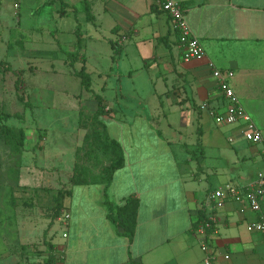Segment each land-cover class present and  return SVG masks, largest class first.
<instances>
[{"label":"crops","instance_id":"obj_1","mask_svg":"<svg viewBox=\"0 0 264 264\" xmlns=\"http://www.w3.org/2000/svg\"><path fill=\"white\" fill-rule=\"evenodd\" d=\"M48 1L32 17L38 18ZM176 1L186 9L191 30L206 49L202 59L182 60L178 33L156 0H81L84 13L88 4L94 15L92 21L86 17L90 28L81 23L83 14L76 10L82 37L104 48L97 51L93 72L87 71L89 60L82 54L92 79L89 91L81 84L84 99L93 96L97 102L93 122L98 97L103 100L99 121L104 127L98 125L96 131L103 136L105 128L125 158L109 186V200L123 207L127 199L135 198L139 207L136 234L130 241L108 218L105 177L92 183L87 172L83 177L87 184L72 185L73 173L66 189L72 193L57 220L70 214L54 241L59 264H205L206 253L194 231L206 196L229 184L247 187L264 171L261 149L241 135L229 142L239 127L215 129L210 125L214 120L202 109L206 103L224 104L209 67L214 64L223 73H234L230 84L264 134V0ZM63 2L69 7L58 10L59 18H75L74 6ZM49 25L34 21L29 29L32 35L43 30L61 33L57 25ZM112 43L120 47L119 54ZM95 77L98 93L92 88ZM130 98L159 100L162 115L174 120L158 126L149 113L130 106L126 102ZM193 137L195 141L186 142ZM259 154L261 165L254 171L250 163L258 162ZM239 208L229 203L215 212L220 221L218 234L210 239L217 257L214 264H223L225 254L231 256V264H264V234L247 229L248 223L264 216V205L260 215H242Z\"/></svg>","mask_w":264,"mask_h":264},{"label":"rangeland","instance_id":"obj_2","mask_svg":"<svg viewBox=\"0 0 264 264\" xmlns=\"http://www.w3.org/2000/svg\"><path fill=\"white\" fill-rule=\"evenodd\" d=\"M45 1L0 0V111L5 116L0 119V264H44L51 253L49 245H55L63 233L62 223L57 222L62 211L56 218L59 191H67L72 174L82 169L91 181L99 180L113 161V155L93 138L97 102L93 96L84 99L86 91L76 75L84 69L78 56L87 55V71L93 72L97 51L104 48L84 37L83 51L79 49L77 22L73 16L59 18L60 0H49L42 14L32 17ZM68 1L82 12L80 21L90 28L81 0ZM34 21L57 25L61 33L43 30L32 35L29 25ZM19 73L23 87L18 91ZM94 80L93 93H98V78ZM19 96L29 100L33 109ZM126 102L136 111L149 113L158 126L174 120L162 115L159 100ZM4 125L17 134L25 131L24 149L7 141ZM257 161L250 163L254 171L260 168V154ZM59 260L56 256V264Z\"/></svg>","mask_w":264,"mask_h":264},{"label":"built area","instance_id":"obj_3","mask_svg":"<svg viewBox=\"0 0 264 264\" xmlns=\"http://www.w3.org/2000/svg\"><path fill=\"white\" fill-rule=\"evenodd\" d=\"M163 12L171 19L175 32L178 33V47L184 62H191L205 57L206 49L200 39L191 30L187 19L186 9L176 0H156ZM212 76L217 80L219 89L224 98L221 106L202 105L214 122L221 127H239L238 132L229 138V142H235L237 136L241 135L252 146H262L261 154L264 161V134L247 113L240 98L230 84L234 77L233 72L223 73L214 64L209 65ZM229 203L240 206V213L247 212L255 214L262 213L264 205V171L258 173L256 180L247 187L229 184L224 188H218L208 193L204 201V215L195 227V234L200 237L202 251L206 253L205 264H214L216 251L210 244L213 235L218 234L220 219L216 211L226 208ZM70 214L64 213L60 222L66 225L70 220ZM247 229L250 233L264 234V216L258 220L248 223ZM67 233L64 234L66 238ZM60 263V260H59ZM231 264V256L224 255V263Z\"/></svg>","mask_w":264,"mask_h":264},{"label":"trees","instance_id":"obj_4","mask_svg":"<svg viewBox=\"0 0 264 264\" xmlns=\"http://www.w3.org/2000/svg\"><path fill=\"white\" fill-rule=\"evenodd\" d=\"M62 2V10L66 9L69 7V5H67V3L63 2V0H61ZM75 11V19L77 20V13L76 10ZM85 12H86V17L88 21H92L94 18V15L91 11V8L89 7V5L87 4L86 8H85ZM78 26H77V30H76V35L78 37V47L81 50L82 48V33H81V29H80V24L79 22ZM112 45L114 46L115 52L116 54L120 53V47L117 46L115 43H112ZM79 57H81V60H85L84 55L78 56L77 59H79ZM73 60H75L73 58ZM22 74L19 73L18 75V80L16 82V86H17V90L19 91L22 87H23V82H22ZM76 75L81 78V84L84 87V89H86L87 91L91 90V86H92V79L89 73H87L86 69L81 70L80 72H77ZM19 101H21L22 103H24V105L27 108L33 109V105L31 104V102L29 100H25L22 96L18 97ZM98 111L95 117V120L93 122V125L95 126V128H97L98 125L103 126L104 125L102 123H100L99 121V116H101L104 113V108L105 106L103 105V100L100 99V97H98ZM0 119L1 120H5V116L1 113L0 111ZM4 135L7 139V141L13 145L14 148L18 149V150H22L25 148V138H26V134L25 131L23 129H21L18 134L15 133L13 131V129H11L9 126L4 125ZM94 140H97L99 142H101L103 144V148L107 151H109L113 156H114V160L111 162V164L106 168V172L104 174L103 177H105L103 179V181L105 182V198H106V208L108 211V218L109 220L117 227L123 230L124 235L130 240L132 241L135 234H136V228H137V216H138V207H139V201L135 198H129L126 200V203L123 207H116L115 204L113 202H111L109 200V196H108V189L109 186L113 180V176L115 174V172L122 168L125 164V158H124V154L123 151L120 147V145L111 140L110 137L108 136L106 129L104 128V134L102 136L101 133L97 132L96 130H94ZM41 142V141H39ZM87 171L86 170H80V171H76L73 178H72V185H83V184H87V181L83 178L86 175ZM92 183H95L97 181H90ZM71 191H59L58 196L56 197V200L58 201V207L59 209L57 210V216L56 218L59 217L60 215V211H62L63 207H64V200L67 196L71 195ZM59 211V213H58ZM204 213L202 212L201 216L203 217ZM201 217V219H202ZM55 218V219H56ZM51 253L49 254L48 260L44 263V264H56V246L55 245H49Z\"/></svg>","mask_w":264,"mask_h":264}]
</instances>
